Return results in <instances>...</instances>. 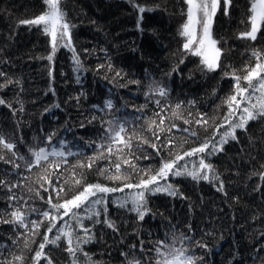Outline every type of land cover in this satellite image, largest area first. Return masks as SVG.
Here are the masks:
<instances>
[{
    "label": "trees",
    "instance_id": "16d2710c",
    "mask_svg": "<svg viewBox=\"0 0 264 264\" xmlns=\"http://www.w3.org/2000/svg\"><path fill=\"white\" fill-rule=\"evenodd\" d=\"M251 3L232 0L225 15L221 0L211 32L224 51L220 68L207 72L201 70L199 57L182 53L185 37L180 31L187 18L185 0H62L61 8L72 26L71 45L64 46L66 40L58 43L54 54L49 34L20 23L43 13V0H0V99L5 101L0 104V137L14 144L16 153L0 146V156L20 166L15 168L13 163L0 160V180L20 185L11 192L0 186V221L11 220L16 208L25 212L26 223L41 220L40 213L50 208L46 203L49 195L54 203H60L82 190L83 185L72 184L74 178H82L84 184L122 187L124 181L107 178L115 174V163L122 164L117 155L96 160L91 169L78 166L99 154L98 145L104 142L108 121L123 123L124 135H133L131 154L125 153L124 158L139 169L153 172L162 158H169V150L158 156L148 145L138 147L134 134L153 140L147 125L152 120L159 122L156 113L165 116L166 127L177 125L171 133L161 134V141L165 136L175 140L173 154L212 137L214 126L224 124L228 112L224 101L233 94L232 73L245 75V67L256 63L252 53H264V28L255 41L238 38L250 28ZM136 5L145 11L141 13ZM74 57L79 59V66ZM156 86L167 89V96L151 91ZM109 100L111 109L105 107ZM176 104H181L178 111L182 118L172 114ZM142 106L143 110L138 111ZM201 114L208 126L183 122L199 119ZM185 128L189 132H184ZM227 128L224 124L220 133ZM191 132L197 135L193 137ZM52 133L56 135L49 145L46 137ZM235 135V140L229 139L223 145L222 152L206 157L224 183L223 192L217 191L216 181L169 176L168 183L179 194H148L149 212L143 220L130 210V202L126 207L115 202L132 190L98 194L105 199L106 211L94 217L101 223L83 219L93 239L81 245L78 264H156L155 250L160 247L157 242L172 244V237L177 238L176 248L187 247L189 254L202 258L197 264H264V117L249 121L246 131L237 129ZM219 138L218 133L215 139ZM61 141V150L74 154L66 156V164L60 157H50L31 170L26 167L34 160L29 149L61 148ZM145 155L149 159H144ZM198 159L186 158L182 163L191 168ZM55 163L61 166L56 168ZM101 169L111 171L101 175ZM122 173L130 177L131 183L141 178L128 165L122 164ZM49 180L57 190L63 186L61 198L56 197ZM37 191L43 200L37 197ZM11 195L20 199L9 200ZM32 208L38 211L32 212ZM105 219L113 222L116 230L103 223ZM46 227V223L41 225L39 235L32 236L17 223L0 222V264H33ZM76 231L83 235L79 228ZM54 234L55 230L49 237ZM181 234L192 240L182 243ZM196 241L207 247L195 246ZM66 246L62 239L58 245H47L44 251L53 264H72ZM18 256L23 260H16ZM40 264L46 261L42 259Z\"/></svg>",
    "mask_w": 264,
    "mask_h": 264
},
{
    "label": "snow or ice",
    "instance_id": "6c2138e0",
    "mask_svg": "<svg viewBox=\"0 0 264 264\" xmlns=\"http://www.w3.org/2000/svg\"><path fill=\"white\" fill-rule=\"evenodd\" d=\"M43 2L46 5V10L43 13L33 19L23 20L20 23L30 27L36 26L42 28L44 33L49 34L51 36L52 52L54 54L58 43H62L66 40L67 43H65L64 46L67 47L71 45L70 28L72 26L67 22L66 13L61 8L62 0H43ZM185 3L187 5V20L182 25L180 31V35L185 37L182 53L199 57L202 71H216L221 66V56L224 50L218 46L220 42L213 38L211 25L217 10L221 8V0H185ZM231 3L232 0H223V11L225 15H227ZM136 7L141 13L145 11V9L139 5H136ZM249 22V30L240 33L238 38L255 41L257 39V33L264 28V0H252ZM197 27H199V31H197ZM252 55L255 57L256 63L254 66L245 67V75L239 76L236 75L235 72L232 73L235 84L233 94L224 101L228 107V112L224 117V124H227L228 128L224 132L220 133V129L224 127V124L215 125L213 136L206 138L199 146L183 151L182 153L175 152V154H173L176 147L175 140L170 136H165V139L161 141V134L171 133L173 128H177V125L171 124L166 127L165 116L161 115V113H156L155 115L159 117V122L157 123L156 120H152L147 125V130L151 132L153 140L150 141L144 136L134 134L135 139L138 141V147L141 145H148L158 156L163 150H169V158H162L160 166L153 172L151 169H139L131 160L124 158L125 153L131 154L133 135H124L126 129L123 123L108 121L107 124L109 126L105 128L104 136L102 137L104 142L98 145L101 151L98 155L90 157L86 165L84 163H79L78 166L80 168L87 167L91 169L96 160L108 159L113 155H117V158L122 160V164L128 165L132 171L140 174L141 178L137 183H131L130 177L122 173L121 163H115V174L108 175L107 178L115 181H124L122 187L111 188L98 183L84 184L82 178H74L72 184L76 186L83 185L82 190L78 191L69 199H63L60 203H54L52 196L49 195L46 203L50 208L40 213L42 217L41 220H33L26 223L25 212L16 208L11 212V220L0 221L3 223H17L20 227L31 232L32 236L39 235L41 225L47 224L43 240L32 258L33 264H40L42 259L46 261V264H53L51 257H49L44 250L49 244L58 245L62 239L66 240L67 246L65 251L72 257V264H78L77 253L83 252L81 245L87 244L93 239L91 230L84 226L83 219L92 220L93 223H101L100 220L94 219V217H99L101 211H106L105 199L103 196H98V194L117 191L123 192L125 189L132 190L123 200L115 202L118 203L120 207H126L130 202L132 205L130 210L137 213L139 220H143L145 215L149 212L147 208L148 194L160 192L166 193L169 196H176L179 194L178 189L168 183L169 176H187L194 181H208L210 183L216 181L217 191L223 192L224 183L220 180L213 165L206 162V157L214 155L217 152H222L223 145L226 144L229 139H236L235 133L237 129L246 131V126L249 121L255 120L258 117H264V53L254 51ZM48 59L51 60L52 55H49ZM74 59L79 66V59L77 57H74ZM183 62V59H181L180 63ZM110 67L111 65H109V68ZM175 70L176 69H173V71ZM0 75H3V73H0ZM117 75H120V73L118 72ZM227 75L229 74L225 73V76ZM151 91L158 93L161 97L167 96V89L160 86L152 88ZM146 95L148 94L146 93ZM4 103L5 101L0 99V104ZM155 103L160 104V101L156 100ZM189 103L194 104L195 102L189 101ZM56 106L58 107V105ZM105 107L111 109L113 107L112 101H107ZM143 107L144 106L138 109V111H142ZM180 108L181 104H176L174 106L172 111L173 116L182 118L178 111ZM45 111H48V109ZM161 111L163 112L164 109H161ZM189 115H191V113H189ZM183 122L185 124L195 123L202 127L209 125L208 120L204 118V114H201L200 118L194 121L184 119ZM183 131L189 132V129L185 128ZM218 133L220 134V138L216 140L215 136ZM55 135L56 133H52L46 137V141L49 145ZM191 135L195 137L197 134L196 132H191ZM186 142L187 141H185V143ZM63 144L64 142L61 141V148L52 147L51 150L47 147L29 149L34 160L33 163H28L26 167L31 170L34 165L38 166L42 162H48L50 157H60L61 162L66 164V156L74 154L71 152L66 153L61 150ZM0 146L9 151H13L15 148L14 144L6 142L2 137H0ZM15 154L16 153L13 151V155ZM191 157H199V159L198 162H193L192 167L189 168L187 163L182 162L185 161L186 158ZM143 158L149 159V156L145 155ZM20 159H24V157L21 156ZM0 160H5V157L0 156ZM5 162L14 164L12 161L5 160ZM60 166L61 163H55L56 168ZM14 167L19 168L20 166L14 164ZM109 171H111V169H101L100 174L106 175ZM261 175H264V173ZM73 177H75V173H73ZM48 183L52 187V191L55 193L56 197L58 199L61 198L64 193L63 186L57 190L54 185H51V180H49ZM0 186L7 187L11 192L12 188L19 187L20 185H9L6 181L0 180ZM40 187L43 188L44 191H48L47 188H44V184H40ZM29 191H32V189H29ZM36 195L39 199H44L43 196H40L39 191L36 192ZM16 199L20 198L15 195L9 197V200ZM96 205H105V207L96 209ZM31 211L37 212L38 210L32 208ZM81 213H84L83 217ZM103 223L109 228L116 230L115 224L110 220L105 219ZM58 224L60 225L59 227ZM77 228L80 229L83 235L76 231ZM190 228L191 226H189V229ZM54 230L55 234L50 238L49 234L53 233ZM176 239V237H172V244H165L164 241L157 242L160 247H157L155 250L158 256L156 264H197L198 260L202 262V258H197L189 254L190 250L187 247L176 248ZM191 240V236H184L181 234L182 243L183 241ZM27 246L28 244L26 241L25 247ZM195 246L207 247V245L201 244L199 241L195 242ZM164 249L168 250L165 251ZM83 255L87 257V253H83ZM15 259L22 261L23 257L18 256L15 257ZM133 264H139V261H135Z\"/></svg>",
    "mask_w": 264,
    "mask_h": 264
},
{
    "label": "rangeland",
    "instance_id": "374dc122",
    "mask_svg": "<svg viewBox=\"0 0 264 264\" xmlns=\"http://www.w3.org/2000/svg\"><path fill=\"white\" fill-rule=\"evenodd\" d=\"M186 20H187V18H186ZM186 20H185V22H186ZM197 31H199V27H197Z\"/></svg>",
    "mask_w": 264,
    "mask_h": 264
}]
</instances>
